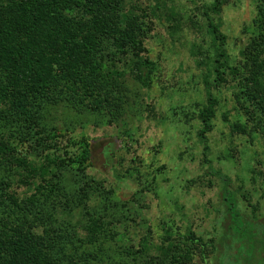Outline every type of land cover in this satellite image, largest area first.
Listing matches in <instances>:
<instances>
[{
    "label": "trees",
    "instance_id": "16d2710c",
    "mask_svg": "<svg viewBox=\"0 0 264 264\" xmlns=\"http://www.w3.org/2000/svg\"><path fill=\"white\" fill-rule=\"evenodd\" d=\"M125 1L0 0V264H186V243L201 254L216 251V264H264V212L239 208L230 179L212 167L208 142L218 104L214 91L225 85L234 86V101L264 133V0H254L253 37L234 65L215 22L227 0H213L202 12L215 50L211 62H196L206 70L196 139L204 173L221 184L215 240L204 241L189 229L175 239L163 226L156 245L141 236L139 251L113 249L111 258L107 238L126 235L89 213L93 187L86 177L74 182L79 186L73 198L66 195L63 175L84 171L89 144L85 137L57 144L71 129L43 120L44 111L63 104L77 114L98 112L113 125L127 103L124 75L132 73L149 88L156 70L142 55L145 32ZM232 128L241 130L238 124ZM18 185L26 188L23 194H17ZM65 212L69 220L59 218ZM67 230L75 236L69 238ZM153 250L158 254L150 256Z\"/></svg>",
    "mask_w": 264,
    "mask_h": 264
},
{
    "label": "rangeland",
    "instance_id": "374dc122",
    "mask_svg": "<svg viewBox=\"0 0 264 264\" xmlns=\"http://www.w3.org/2000/svg\"><path fill=\"white\" fill-rule=\"evenodd\" d=\"M212 2L125 1L145 32L147 52L142 55L156 63V70L149 88L137 83L132 73L124 75L128 98L115 124H105L98 112L85 109L77 114L63 104L44 111L43 120L56 127L60 126L56 123L66 122L71 129L62 132V139H55L57 144L81 137L88 141L90 156L85 169L64 173V191L73 198L79 186L74 182L86 177L93 187L89 188V213L99 215L108 229L116 227L117 234L126 235L107 238L111 258L113 249L139 251L141 236L156 245L163 226L175 239L187 229L204 241L215 240L220 234L221 184L204 173L207 166L196 139V112L205 100L206 71L196 62H211L214 56L215 46L202 16ZM254 16V0H227L220 17L215 18L226 36V52L233 65L253 37ZM233 87L225 85L214 91L218 104L208 135L209 160L230 179L229 188L236 193L240 209L263 213L264 133L234 101ZM237 124L241 130L232 128ZM15 190L23 194L26 188L18 185ZM69 214L59 218L69 220ZM66 233L69 238L76 234ZM185 245L183 263L216 264V251L208 248L201 254L197 246Z\"/></svg>",
    "mask_w": 264,
    "mask_h": 264
}]
</instances>
